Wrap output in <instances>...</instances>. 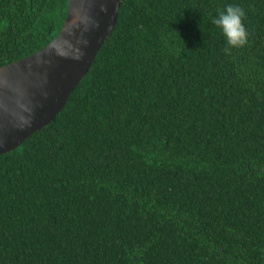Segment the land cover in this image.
<instances>
[{
  "label": "trees",
  "instance_id": "obj_1",
  "mask_svg": "<svg viewBox=\"0 0 264 264\" xmlns=\"http://www.w3.org/2000/svg\"><path fill=\"white\" fill-rule=\"evenodd\" d=\"M246 13L248 44L212 23ZM67 0H0V66ZM0 264H264V0H121L53 119L0 154Z\"/></svg>",
  "mask_w": 264,
  "mask_h": 264
},
{
  "label": "water",
  "instance_id": "obj_2",
  "mask_svg": "<svg viewBox=\"0 0 264 264\" xmlns=\"http://www.w3.org/2000/svg\"><path fill=\"white\" fill-rule=\"evenodd\" d=\"M121 0H67L59 32L40 49L0 66V154L59 112L112 31Z\"/></svg>",
  "mask_w": 264,
  "mask_h": 264
},
{
  "label": "clouds",
  "instance_id": "obj_3",
  "mask_svg": "<svg viewBox=\"0 0 264 264\" xmlns=\"http://www.w3.org/2000/svg\"><path fill=\"white\" fill-rule=\"evenodd\" d=\"M245 18L246 13L242 7L229 4L223 10H219L218 15L212 20L226 39V46L223 49L226 55H231L232 49L243 48L248 44L249 32L244 24Z\"/></svg>",
  "mask_w": 264,
  "mask_h": 264
}]
</instances>
